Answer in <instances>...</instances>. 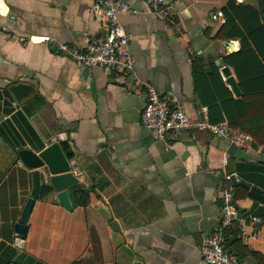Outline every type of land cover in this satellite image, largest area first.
Here are the masks:
<instances>
[{
	"label": "crops",
	"instance_id": "crops-1",
	"mask_svg": "<svg viewBox=\"0 0 264 264\" xmlns=\"http://www.w3.org/2000/svg\"><path fill=\"white\" fill-rule=\"evenodd\" d=\"M227 2L167 0L153 10L133 0L139 9L119 14L136 58L129 74L79 65L57 49L59 42L84 47L103 38L106 25L95 11V0H5L7 7L0 11V24L7 27L0 31V122L9 120L26 143L13 146L0 135V242L45 264L200 262L202 240L219 217L224 173L241 179L235 162L257 160L262 145L254 148L251 138L235 128L238 140L208 129L156 139L140 121L143 83L149 81L182 104L192 120L208 121L207 106L195 89L193 61L200 69L198 84H207L200 72L216 62L225 84L231 88L223 66L238 85L234 68L222 61L241 48L239 37L219 36ZM236 3L260 8L258 0ZM256 54L262 59V52L256 49ZM18 81L30 83L33 90L20 101L9 99L3 89ZM37 95L42 102L35 101ZM22 115L38 135L33 144ZM55 140H68L71 170L79 171L76 183L88 190V200L74 204V183L67 188L68 209L52 188L35 199L26 235L19 236L14 225L30 195L32 170L17 149L39 150ZM42 182H47L44 176ZM235 201L239 209L250 211L254 198ZM238 229L240 234L232 230L230 241L239 236L242 245L264 256V222ZM243 258L257 264L250 254Z\"/></svg>",
	"mask_w": 264,
	"mask_h": 264
},
{
	"label": "trees",
	"instance_id": "trees-1",
	"mask_svg": "<svg viewBox=\"0 0 264 264\" xmlns=\"http://www.w3.org/2000/svg\"><path fill=\"white\" fill-rule=\"evenodd\" d=\"M258 4L260 8L236 3V0H228L227 6L223 8L225 21L219 36L222 38L239 37L241 39L240 51L222 57L225 64L234 68L240 93L234 95L232 89L225 84L219 72V63L212 62L204 71L200 72L203 74V79L207 77L206 85H203V81L198 84L197 75L200 69L196 67L194 61L193 72L197 96L201 104L207 106L208 121L211 123L226 121L229 126L249 136L251 138L250 143L254 148L262 145L261 152L264 153V0H258ZM256 49L262 52V59L257 57ZM34 99L37 103L42 102L38 95ZM7 110H12V107H8ZM32 110V108L27 109V113H32ZM22 119L28 127V130L25 131L28 142L33 144L34 139H38V135L26 117L22 115ZM0 135L8 139L13 146L26 143L24 139H18L19 134L9 120L0 122ZM60 144L68 157L73 156V150L68 140H61ZM234 168L239 178L249 184L254 183L264 188V160L237 161ZM231 184L234 187L235 198L245 195L254 198L250 211L240 209L242 215L260 214L264 222V206L258 204L259 201L264 203V197L251 191L244 184ZM51 189L52 186L49 183L42 182L38 197L45 195ZM71 190L73 195L78 194V197L74 199V204H86L89 195L88 190L83 185L75 183ZM233 231L240 234V230L236 227L233 228ZM18 235L24 237L26 232L18 233ZM0 243L2 249L0 264H45L4 241ZM227 246L232 248L243 260L244 255L250 254L256 259L257 264H264V256L258 251L242 245L239 236L230 241ZM14 254H16L15 257ZM70 264L81 263L74 260Z\"/></svg>",
	"mask_w": 264,
	"mask_h": 264
},
{
	"label": "built area",
	"instance_id": "built-area-1",
	"mask_svg": "<svg viewBox=\"0 0 264 264\" xmlns=\"http://www.w3.org/2000/svg\"><path fill=\"white\" fill-rule=\"evenodd\" d=\"M141 1L151 9L159 10L167 0ZM138 9L139 7L133 3V0H95V11L106 25L103 38L91 41L84 47L59 42L58 51L85 67L97 65L106 70L133 74L136 58L128 48L129 37L120 21L119 14ZM221 15L222 12L218 10L217 16ZM3 30H7V27L0 24V31ZM143 87L145 104L141 111L140 121L156 139L165 140L188 129H208L212 134L220 137L240 139L235 129L226 121L211 123L204 119L192 120L182 104L168 98L152 83L145 81ZM73 173L78 177L77 169H73ZM233 174L231 171L224 173L219 217L212 231L202 240V257L198 264H249L239 258L236 252L227 245L230 243L233 228L243 230L247 223L257 228L263 222V217L253 213L242 215L236 204L234 187L231 184ZM227 181L230 184L227 185Z\"/></svg>",
	"mask_w": 264,
	"mask_h": 264
},
{
	"label": "water",
	"instance_id": "water-1",
	"mask_svg": "<svg viewBox=\"0 0 264 264\" xmlns=\"http://www.w3.org/2000/svg\"><path fill=\"white\" fill-rule=\"evenodd\" d=\"M222 71L226 76L232 90L239 94V87L230 74L227 66L222 67ZM33 90V86L25 81L8 83L3 89V93L9 99L15 98L20 101L25 95ZM17 154L21 161L32 170V187L30 195L24 202L21 209L20 219L14 225L15 232L25 233L27 231V219L33 208L35 199L39 196L41 189V179L44 176L46 181L57 191L59 202L66 208L71 209V203L68 196L67 188L78 181V177L71 170L69 157L63 151L58 141H52L45 145L42 149L34 150L32 148L22 146L17 149ZM258 159L264 160V153L258 155ZM232 183H241L249 187L253 192L259 193L264 197V190L255 184H249L241 179H237L235 174L231 177ZM115 224V221L112 222Z\"/></svg>",
	"mask_w": 264,
	"mask_h": 264
},
{
	"label": "clouds",
	"instance_id": "clouds-1",
	"mask_svg": "<svg viewBox=\"0 0 264 264\" xmlns=\"http://www.w3.org/2000/svg\"><path fill=\"white\" fill-rule=\"evenodd\" d=\"M0 4H2L3 7H7L5 0H0Z\"/></svg>",
	"mask_w": 264,
	"mask_h": 264
},
{
	"label": "snow or ice",
	"instance_id": "snow-or-ice-1",
	"mask_svg": "<svg viewBox=\"0 0 264 264\" xmlns=\"http://www.w3.org/2000/svg\"><path fill=\"white\" fill-rule=\"evenodd\" d=\"M3 10V6H2V4H0V11H2Z\"/></svg>",
	"mask_w": 264,
	"mask_h": 264
}]
</instances>
